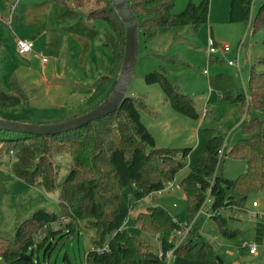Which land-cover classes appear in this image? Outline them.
<instances>
[{
    "label": "trees",
    "instance_id": "1",
    "mask_svg": "<svg viewBox=\"0 0 264 264\" xmlns=\"http://www.w3.org/2000/svg\"><path fill=\"white\" fill-rule=\"evenodd\" d=\"M84 1L88 0H53V4L56 21L63 26L65 23L64 32L91 40L101 38L103 48L113 59V66L101 75L88 99L87 104H96L95 108L115 85L124 59L126 30L111 0H96L103 6L80 16L77 9ZM127 1L146 43L155 39L161 29H197L208 22L209 0H201L199 4L191 2L179 14L173 13L176 0ZM252 2L231 0L229 20L248 23ZM100 21L104 28L97 26L96 22ZM262 27L264 4L253 22L254 31ZM3 47L0 34V55L4 52ZM143 79L149 85L159 84L176 112L191 119L200 118L193 99L181 93L169 80L165 68L147 73ZM209 84L224 100L245 106L247 114L264 109V72H257L254 67L248 81L249 100L239 91L230 75L219 73L209 78ZM10 87L6 92L0 85V112L30 108L35 91L27 93L16 76L11 77ZM146 108L144 97L127 94L113 114L59 135L38 136L0 129V164L5 150H13V173L30 185L41 183L47 191L53 190L58 170L53 157L68 154L73 158L72 170L59 185V207L63 216L71 215L92 224L88 227L93 229L92 248L85 254V264H165L147 241L126 231L124 225L130 212L125 206L123 191L129 189L137 200H142L163 189L186 166L191 149L156 148V140L141 118V111ZM241 129L244 137L225 154L244 162L246 170L241 176L231 180L219 170L215 174L224 137L215 129L205 128L202 130L205 147L197 164L181 183L188 202V221L198 214L209 191L211 218L217 221L220 232L228 237L237 232L225 228L227 217L220 212L245 208V203L252 196L264 191V120L254 116ZM81 172H87L91 178L86 182L78 181ZM6 182L7 176L0 169V195ZM110 200L114 201L112 211H108L106 206ZM59 216L40 209L21 222L14 241L7 242L0 249L4 264H48L47 259L56 241L78 232V227L72 222L53 226ZM134 224L146 233L158 235L163 253L171 248L170 237L179 227L173 217L159 206H150L139 212ZM256 227L257 242L261 243L264 223L258 222ZM39 231H43V237L36 241L35 235ZM105 245L110 250L98 253L96 249ZM21 254H29L33 260L20 258ZM67 264L71 263L68 261ZM173 264L226 263L217 261L214 246L195 225L189 239L176 249Z\"/></svg>",
    "mask_w": 264,
    "mask_h": 264
},
{
    "label": "rangeland",
    "instance_id": "2",
    "mask_svg": "<svg viewBox=\"0 0 264 264\" xmlns=\"http://www.w3.org/2000/svg\"><path fill=\"white\" fill-rule=\"evenodd\" d=\"M47 2H52V8ZM191 2L199 4L201 0H176L173 13L183 12ZM230 3L231 0H209L208 22L197 29H161L157 37L148 43L144 41L142 32L138 31V57L127 94L145 98L147 108L141 111V118L155 138L156 148L191 149L186 166L174 177V182L180 186L197 164L205 147L203 129L212 128L221 133L224 137L222 148L224 147L226 154L244 137L241 129L244 124L254 116L264 120V109L247 114L245 106L224 100L209 84V78L219 73L230 75L239 91L249 100L248 81L252 67L257 72H264V27L257 31L253 28V22L264 0H253L248 23L229 20ZM102 6L96 0L84 1L77 13L84 16ZM69 7L72 8L73 5L70 4ZM54 17L53 0H0V34L4 43V52L0 55L1 86L9 92V80L16 74L27 93L35 91L31 96L30 108L19 107L9 112H0V118L21 123L55 124L79 116L96 105L87 104L88 99L101 75L108 71H102L101 65L105 68L112 67L113 59L103 48L101 38L88 39L91 49L83 63V55L80 53L82 47L71 36L73 33L63 31L65 23L63 26ZM51 20L56 23L61 35V48L56 55L49 54L45 45V31L53 24ZM96 24L99 28L105 27L101 21ZM37 30L41 32L40 37L37 40L30 37L37 52L20 55L17 51V37ZM210 37L219 46L228 45L232 52L209 55L207 42ZM238 48L241 77H236L237 67L228 65V61L236 58L235 51ZM39 51L44 52L48 63L43 62ZM163 68L180 92L193 99L200 115L198 120L176 112L161 86L149 85L143 79L145 74ZM9 149L3 153L0 164L1 172L7 176L5 189L0 195V249L7 242L14 241L19 224L36 211L43 209L62 215L59 185L65 181L74 164L73 158L68 154L55 155L52 159L58 167L55 188L47 191L41 183L30 185L14 175V156L9 153ZM244 172L245 164L242 161L226 156L221 161L219 173L227 179H237ZM80 174V182L91 178L87 172ZM123 196L126 209L130 212L124 225L126 231L147 241L155 253L161 250L159 236L146 233L134 224L136 215L150 206L164 208L181 225L193 223L192 229L196 225L199 233L212 243L216 256L224 263L264 264V236L262 242L258 243L256 227L258 222L264 223V191L252 196L245 203V208L220 212L227 217L225 228L237 232L232 237L223 235L217 221L205 215L210 209L209 203L204 202L198 214L188 221V202L182 188L164 190L161 194L153 192L142 200H137L131 190L126 189ZM207 198H210L209 192H206L205 201ZM109 202L106 206L108 211H112L114 201ZM253 202H257L258 206L253 207ZM65 217L78 227V232L56 241L55 248L47 259L48 264H67L68 261L71 264H85V254L92 248L93 229L88 228L92 224L77 220L71 215ZM35 240L38 241L36 235ZM243 243L256 244L257 252L250 254L242 248ZM0 264H4L1 258Z\"/></svg>",
    "mask_w": 264,
    "mask_h": 264
},
{
    "label": "water",
    "instance_id": "3",
    "mask_svg": "<svg viewBox=\"0 0 264 264\" xmlns=\"http://www.w3.org/2000/svg\"><path fill=\"white\" fill-rule=\"evenodd\" d=\"M111 1L124 23L126 30V43L124 59L119 74L114 87L107 97L95 108L67 121L55 124H36L14 122L0 118V129L38 136H54L80 129L117 111L127 95L136 66L138 57V25L127 0ZM20 258L29 261L33 260L29 254H21ZM216 259L219 263H223V260L219 256H216Z\"/></svg>",
    "mask_w": 264,
    "mask_h": 264
},
{
    "label": "built area",
    "instance_id": "4",
    "mask_svg": "<svg viewBox=\"0 0 264 264\" xmlns=\"http://www.w3.org/2000/svg\"><path fill=\"white\" fill-rule=\"evenodd\" d=\"M13 13H11L12 15ZM208 53L209 55H216L218 53H230L232 52L231 48L228 45H222L219 46L218 43L214 40L213 37H210L208 39ZM17 51L20 55H28L31 54L33 52L34 49V44L32 41L28 40V39H18L17 40ZM239 49H237V51H235L236 53V58L234 60H230L228 61V65L230 66H234L237 67V73H236V77H241L240 75V68H241V59H240V54H239ZM39 55L41 57H43V62H47V58L44 57V54L42 52L39 53ZM206 74H208L207 71H205ZM243 82V81H242ZM11 155L14 156V151L10 150L9 152ZM225 157V152H224V147L219 151V156H218V164H217V168H216V172L215 174H217L219 167L221 166V161L223 160V158ZM174 189H181V186L176 184L174 182V180L169 181L165 184L164 188L157 191L156 193L161 194L164 190H174ZM209 192V191H208ZM210 195V194H209ZM211 197L207 198L205 203H209V207L211 205ZM258 204L257 202H253V207H257ZM202 212V210H201ZM205 215L207 217H211V213L209 210H207L205 212ZM173 220L175 221V223L177 222L179 224L178 229L173 233V235L170 237L169 243H171V248L163 253L162 250H160L159 253H157L158 257L160 259H162L164 261L165 264H173L174 260H175V251L176 249L184 244L190 237L191 235V231H192V225H188V224H184L181 225L179 221H177L176 218H173ZM67 223H69L68 218L60 215L58 220H56L52 225L55 227H59L62 225H66ZM43 237V231H39L36 234V239L39 241L41 240ZM242 248L247 250L250 254H255L257 252V245L256 244H247V243H243ZM98 253H104V252H108L110 250L108 245H105L104 247H100L96 249Z\"/></svg>",
    "mask_w": 264,
    "mask_h": 264
},
{
    "label": "crops",
    "instance_id": "5",
    "mask_svg": "<svg viewBox=\"0 0 264 264\" xmlns=\"http://www.w3.org/2000/svg\"><path fill=\"white\" fill-rule=\"evenodd\" d=\"M47 4L49 5V7L50 8H52V2H47ZM54 5V4H53ZM46 7V4L44 5V8ZM55 18V17H54ZM41 21H43V19H41ZM50 22H52L53 24L52 25H49V29H47V31H45L46 32V37H45V45H46V51L49 53V54H51V55H56V54H58L59 53V50H60V48H61V35H60V33H59V31L57 30V26H56V23H54V21H50ZM35 24V23H34ZM37 24H39V23H37ZM71 34V33H70ZM40 35H41V32H39L38 30L37 31H35V32H31V33H27V34H25V35H23V36H20V37H17V40L18 39H28V40H31L32 41V39L30 38V37H32L34 40H37L39 37H40ZM71 36H73L74 38H75V40H76V42L82 47V51H80V53H82L81 54V56L83 55V63H85V61H86V57H87V54H88V52L90 51V49H91V46H90V43H89V40L88 39H86V38H84V37H82V36H79V35H76V34H72ZM16 40V41H17ZM34 44V43H33ZM86 47H88L87 49H86ZM37 51H35V46H34V49H33V52L31 53V54H34V53H36ZM39 52H42L43 54H44V52L43 51H39ZM78 54V53H77ZM41 57V56H40ZM43 58V57H42ZM49 61H47V63H48ZM46 63V62H45ZM101 67H102V71H104L105 69H107V68H105L104 67V65L102 64L101 65ZM111 67V66H110ZM13 76H16V77H18V79H19V81H21L22 82V80L19 78V76L18 75H13ZM9 83H10V80H9ZM23 83V82H22ZM0 85H1V77H0ZM24 85V84H23ZM2 87V86H1ZM11 88V87H10ZM3 89V88H2ZM221 96V95H220ZM222 98V97H221ZM224 152H226L225 151V149H224ZM228 152V151H227ZM245 170H246V167H245Z\"/></svg>",
    "mask_w": 264,
    "mask_h": 264
}]
</instances>
